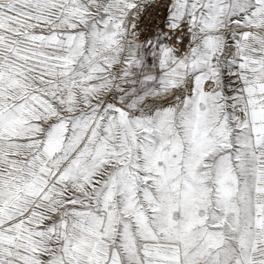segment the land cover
I'll return each mask as SVG.
<instances>
[{"label":"snow or ice","instance_id":"6c2138e0","mask_svg":"<svg viewBox=\"0 0 264 264\" xmlns=\"http://www.w3.org/2000/svg\"><path fill=\"white\" fill-rule=\"evenodd\" d=\"M0 264H264V0H0Z\"/></svg>","mask_w":264,"mask_h":264}]
</instances>
